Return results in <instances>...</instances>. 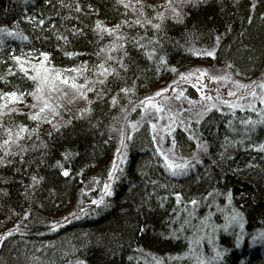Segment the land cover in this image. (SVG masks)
Listing matches in <instances>:
<instances>
[{"label":"trees","instance_id":"16d2710c","mask_svg":"<svg viewBox=\"0 0 264 264\" xmlns=\"http://www.w3.org/2000/svg\"><path fill=\"white\" fill-rule=\"evenodd\" d=\"M144 2L156 5L163 0ZM88 3L99 10V16L90 12ZM251 3L252 0H210L207 5L186 8L189 15L183 24L168 19L159 33L151 28L145 31L139 25L131 29L125 26L121 32L129 42H123L107 34L101 39L94 31L97 19L107 27L125 19H135L131 10L118 5L116 0L82 3L83 11L89 15L79 19H74L75 14L66 9L57 16L56 10L44 0H0V27H8L28 37H3L0 44V77H3L0 90L12 91L19 87L30 92L35 86L11 59L12 55H20L35 64L39 63V53L47 51L50 53L49 68L63 71L87 66L88 70L77 78L81 84L85 77L96 79L95 66L106 60L101 49L113 43H125L132 58L131 61L125 59L131 69L126 80L109 77L106 86L112 92L102 101L95 102L90 114L83 119L76 118L78 110L85 106L84 102L68 105L67 99L61 101L65 108L60 109V115L53 123L64 125L65 121L71 120V124L60 127L57 132L52 124L40 122L39 139L34 135L31 140L22 142L29 149L22 153L24 162H20V155L10 156L8 159L12 164L0 168V235L13 231V235L0 246V264H75L77 260L86 264H156L158 259L164 264H197L198 255L202 254L205 259L215 255L214 245L227 251L222 261L213 264H264V238L260 236L264 233V152L258 151L259 144L264 143V125H257L249 139L245 133L249 126L239 122L241 119H260L264 106L258 102L254 103L256 111L250 107L237 108L235 115L228 107H220L200 123L195 122L192 113L184 112L180 119H184L185 124L189 123L186 118L192 119L188 131L180 126L172 133L177 141V157L191 159L196 152V140H190V136L207 140L210 145L209 154L201 156L203 163L197 164L185 176H172L163 168L161 159L154 155L156 143L152 141L151 124L155 122L152 117L148 116V120L139 126L150 123V139L137 138L142 129L138 127L133 133L122 118V106L130 108L129 99L138 103L150 94L152 87L172 83L181 72L197 68L224 70L225 64L230 63L233 74L239 73V78L244 81L264 78V0H258L255 10L251 9ZM41 12L45 17L51 16L57 29L69 36L68 43L58 41L54 32L47 31V24L42 31L26 22L25 16ZM153 15L155 13L149 10V18ZM17 21H20L18 27ZM75 28H82L84 35L71 36L70 31ZM217 36L221 37L219 46H216ZM133 37H144L141 43L145 44L149 39H158L156 51L167 59V65L160 66L156 59L149 60L142 50L130 43ZM151 47L149 45V49ZM213 47L216 48L215 59L194 55L189 50H211ZM66 52L79 55L68 56ZM112 55L122 56L123 51H113ZM109 64L115 66L113 62ZM26 67L30 75L34 74L30 65ZM171 68H176L177 72L170 71ZM9 69L13 75H9ZM133 84L134 93L129 96L121 94L113 108L111 96L119 91V87H132ZM180 87L186 89L185 95L189 99H201L199 94L190 93V83L182 81ZM65 91L69 92L70 99L71 90L66 88ZM51 95L53 103H57L59 93ZM88 95L89 99L96 100L94 94ZM33 103V98L26 96L24 103L16 105L19 112L3 117L4 122L8 126L25 124L36 128L37 122L23 115L34 111L29 107ZM171 103L169 106L173 111L180 109L181 105L183 108L188 105L186 101ZM198 108L199 105L195 109ZM140 109L129 111L130 122L140 121ZM229 121L237 131H232ZM120 129L132 136L127 141V164L121 165L124 174L113 185L114 195L105 197L108 206H97L91 201L99 199L104 192L103 182L120 147ZM172 136L165 138L163 148L171 146ZM225 136L229 137L227 142ZM41 141L47 144V149L37 147L33 150L32 145L39 146ZM225 144L226 147H222ZM12 151L19 152V149L13 146ZM66 152L78 155L65 162L63 156ZM57 161L71 169L70 178L62 176L56 167ZM81 170L83 175H76ZM37 174L45 179L35 192L29 189L32 199L27 200L26 187L32 183L31 176ZM93 178L100 183L93 182ZM4 179L9 183H4ZM152 180L157 183L152 184ZM176 192L182 193L179 203ZM209 192H213V196H208ZM229 192L232 194L231 204L227 196ZM193 198L201 203L194 207L188 202ZM233 209L243 214V230L233 224L227 231L222 227H216L214 231V226L227 222L226 217L233 214ZM25 210L31 211L27 219H24ZM71 213H76L79 219L69 216ZM63 215L67 216V221L62 219ZM55 222H60L63 227L51 231ZM17 226L18 232L15 230ZM142 226L147 227L146 233L137 231ZM241 231L243 237L237 247L236 240ZM198 236L203 239L198 245L193 244Z\"/></svg>","mask_w":264,"mask_h":264},{"label":"snow or ice","instance_id":"6c2138e0","mask_svg":"<svg viewBox=\"0 0 264 264\" xmlns=\"http://www.w3.org/2000/svg\"><path fill=\"white\" fill-rule=\"evenodd\" d=\"M45 4L51 7L53 10H56V15L59 16L61 10H68L71 13H74V19H79L80 16L87 17L89 15L88 12H84L82 8V3H87L88 0H70L69 3H65L64 0H44ZM210 0H163V3L156 5H149L144 2V0H116L118 5L123 6L126 10L130 9L132 14L135 16V19L129 21L127 19L121 21L120 23L115 24L113 27H107L103 24V22L99 19L96 20L94 31L100 35L101 39L104 34L109 36H115L116 41L129 42L128 37L123 35L121 29L127 26L129 29L139 25L144 28L145 31H148L149 28L154 29L157 33L163 30V25L168 19L175 21L178 24H183L185 19L188 17L189 12L185 11L186 8H196L201 5H207ZM258 0H252L251 9L255 10L257 7ZM88 8L90 12L96 16H99V10L94 8L91 3H88ZM149 10L154 12L155 15L149 18ZM68 17H65L67 19ZM25 20L27 23L31 24L33 28H39L42 31L45 30V25H48L47 31L54 32L56 34V39L58 41L62 40L65 43L69 42V36L64 35L57 29L56 25L52 23V17L47 16L43 12L34 15L25 16ZM154 21H156L154 23ZM252 20L249 18V23ZM20 21H17V27L19 26ZM68 31V30H66ZM71 36H82L84 35V30L82 28H75L70 31ZM16 37L22 39H28L27 36H23L22 33L12 30L8 27H0V44L3 43V37ZM190 36H194V34H190ZM144 37H133L130 43L140 50L143 51V54L149 59H156L159 62L160 66L167 65V59L164 56L158 55L156 51V47L159 46L158 39H149L147 44L141 43L144 40ZM221 37H216V46H219ZM149 45L152 47L149 49ZM123 51V55L119 57H114L112 55L113 51ZM193 52L194 55L197 56H205L210 57L212 59L216 58V48L213 47L211 50L209 49H189ZM101 52H104L106 55V60L103 63L96 65V79L88 80L85 77V81L83 84L77 82V78L83 75L86 72L87 66H81L78 68H70L65 69L63 71L56 70L54 68H49L47 65L50 63V53L47 51H43L39 53L37 59L39 63H32L31 60L24 59L20 55H12L11 59L16 62V65L19 67L20 71L24 73V75L31 81L34 82V88L29 91L21 90L19 87L16 90L12 91H3L0 90V150L3 151V155L0 156V168L10 166L12 164V160L8 159V157H15L20 155V162H24V157L22 153H26L29 151L27 147L23 145V141L31 140L32 136H36L39 139L38 135V126L40 122L52 124V127L58 132L60 131V127L71 124V120H67L64 122V125H57L53 123V120L60 115V109L65 108V104L61 101L67 99L68 105H71L77 101H83L85 106L78 110V116L76 118L83 119L86 114H90L93 111L92 105L97 101H102L104 96L110 94L112 89L107 88V82L109 77H112L117 81H125L127 73L131 70L129 65L125 63V59L131 61V56L129 55L128 50L125 48V43H113L111 46L101 49ZM65 55L74 56L79 55V53H71L66 52ZM39 57H43L42 60ZM109 62H113L115 66L109 64ZM6 63V61H5ZM26 65H30L34 74H29V68ZM107 65V66H106ZM170 71L177 72L176 68H171ZM124 73V75H121ZM11 69H9V75H13ZM239 73H236L238 75ZM195 78V83H193V79ZM3 79V77H0ZM205 79H207L210 83H214L216 85H228L231 83L235 90H229L227 92L228 96L236 97L237 93L240 92L241 95L237 100L231 101L227 99H222L220 96V88L215 87L216 95L212 96L208 94L207 89L209 85L205 83ZM190 83L193 88L200 94V100L189 99L187 95H185L186 89L180 87L181 82ZM8 83V81H5ZM99 86V90H98ZM71 90V98L69 99V92L65 91V89ZM256 88L264 89V81L260 82H252L251 84L241 83L238 79L233 78V65L230 63L225 64L224 70H210L208 68H197L194 70H189L187 72L179 73V78L172 81L167 87L160 89L155 92L153 95L145 96L143 99L139 100V102H135L129 99L128 106H122L123 120L126 122V125L131 128V131L134 133L138 130L140 125V121L130 122L128 120L129 111H136L137 108H142L144 112L149 113V109L153 110L156 115V118L159 120H163L164 116L160 115L161 113H168V122L164 126H159L157 123L151 124L152 131V141L156 143V147L154 149V155L158 156L163 164V168L170 173L172 176H185L189 173L190 170L194 169L197 164L203 163L201 159L202 155L209 154V142L207 140H201L195 136H190V140H196V152L192 154L191 159H187L184 157H177L176 148L177 141L175 136H172V133L176 131L177 127L183 126L184 131H188L190 127V122L192 117L195 118L196 123H200L201 120L204 119L209 113L213 112V110H220V105H226L229 109L233 110V115H235V109L240 108L244 109L245 107L252 108L253 111H256L254 104L244 105L239 103V100H243L246 98V95L256 97L257 92ZM135 85L132 87H119V91L115 92L111 96L110 104L113 108H115L118 104V97L123 94L124 96H129L130 93H134ZM171 92V95H167V93ZM52 93H59L56 97L57 103H53ZM89 93L94 94L96 100L89 99ZM31 96L35 103L29 105L31 109L34 111L23 113L30 121L37 122L36 128H29L25 124H16L14 126H8L3 117L11 116L12 114L18 113L19 109L16 107L18 104H22L25 102L26 96ZM158 97H163V101L157 100ZM261 102L264 103V95L260 97ZM172 101H186L190 106L188 108H183L181 105L180 109L173 111L172 107L169 105ZM199 105V108L193 112V108ZM184 112L192 113V117H188L186 119L189 120L188 124H185L184 119H180ZM49 115H51V119H49ZM240 124L249 126L245 129V133L248 135L249 139H251V133L255 131L257 125H264V111L261 112V118L258 120L241 119ZM229 127L232 131H237L233 126L232 121H229ZM114 131L116 129H113ZM120 139L119 144L120 147L116 151V159H114L111 163L110 170L107 174V179L103 182L104 192L100 196L99 199L92 200L91 203L97 206L103 205L105 207L108 204L105 201V197H111L114 195L113 185L119 179V176L124 174V168L121 165L127 164V149L128 143L132 139V136L127 135L124 129H120ZM159 132H164L165 136H159ZM51 135V132L48 133ZM167 136H172L170 141L171 146L167 149L162 147V142L165 140ZM229 140L228 136H225V141ZM13 146L19 149V152H13ZM37 147L47 149V144L41 141L40 145L37 146L35 144L32 145V149L35 150ZM222 147H226L222 145ZM259 152H264V143L259 144L258 147ZM73 155L66 152L63 156V160L65 162H69ZM119 161V163H117ZM56 167L61 170V174L63 177H71L72 172L70 168L65 166V163L61 161H57ZM251 167V165H249ZM17 172L20 171L19 168L16 169ZM76 175H83V171L76 173ZM44 176L39 174L31 176V185L26 187L25 190V199L31 200L32 196L29 195V189L32 192H35L39 186L44 181ZM4 183H9L8 179H4ZM93 182L100 183L95 178H93ZM152 184H156L157 181H150ZM162 188L168 187L167 185H160ZM208 196H213V192H209ZM176 201L179 203L182 200V193L176 192ZM228 201L231 204L232 202V194L227 193ZM163 200L164 198H160ZM194 207L201 203V200L198 199H190L188 201ZM163 207V204L160 205ZM82 212L86 211L81 208ZM19 215V213H17ZM31 215L30 210L24 211V219ZM76 219H79V216L76 213H71ZM67 221V217L64 218ZM243 214L233 209V214L230 217H226V223L224 225L214 226V231L216 227H222L224 231H227L233 224H238L240 229L243 230ZM70 222V221H69ZM63 227L60 222H55L51 225V231H57L59 228ZM17 232L19 231V226L15 229ZM139 233H146L148 231L146 226L139 227L137 229ZM13 235V231L9 230L5 235H0V246L3 245V242L10 236ZM172 235L175 236V231L172 232ZM261 238H264V233L260 234ZM243 237V232L241 231V235L237 237L236 246H240V242ZM203 237H196L192 242L193 244H199ZM255 240L256 238L253 237ZM227 250L223 251L214 245L215 255L210 259H205L203 255H198L196 257L197 264H213L214 261H222ZM131 259V257H129ZM178 259V257H177ZM75 264H86L83 260L75 261ZM156 264H164L162 259L156 260Z\"/></svg>","mask_w":264,"mask_h":264},{"label":"rangeland","instance_id":"374dc122","mask_svg":"<svg viewBox=\"0 0 264 264\" xmlns=\"http://www.w3.org/2000/svg\"><path fill=\"white\" fill-rule=\"evenodd\" d=\"M233 78H234V79H238L241 83H244V84H251V83L254 82V81H255V82L264 81V78H259V77H256V78H254V79H252V80H246V81H244V80L240 79L239 76L236 75V73L233 74ZM195 82H196V81H195V78H194V79H193V83H195ZM204 82L207 83V84L209 85V88L207 89L209 95H212V96H215V95H216V92H215V90H214L215 87H219V88H220V96H221L222 99H227V100L235 101V100H237L238 97L241 95L240 92L237 93V96H236V97H231V96H228V95H227V92H228L229 90H235L234 86H233L231 83H229L228 85L225 86V85H223V84H221V85H216V84H214V83H210L207 79H205ZM169 84H171V83H170V82H169V83L167 82V83H165V84H163V85H161V86H155V87H152V90H151L150 94L148 93L146 96H148V95H153L155 92L159 91V90L162 89V88L167 87ZM190 85H191V84H190ZM256 92H257L256 97L248 96V95H246V93H245L246 98L243 99V100H239V103L244 104V105H248V104H254V103H258V102H260V104H261L262 106H264V103H262V102H261V99H260L261 95H264V89L256 88ZM190 93L199 94V93L196 91V89L192 87V85H191V88H190ZM171 94H172L171 92L167 93V95H171ZM198 97H200V94H199ZM200 98H201V97H200ZM157 100H159V101H163V97H158ZM170 105H172V103H171ZM188 107H190V106H189V105H184V108H188ZM220 107H227V106L220 105ZM137 109H138V108H137ZM193 110H196V109L193 108ZM139 112H141V114H142L141 119H140V121H141V122H140V125L142 124V122L148 120V119H147L148 116L152 117L153 122L157 123V124H158L159 126H161V127L164 126V125L168 122V113H167V112H164V113H161V114H160V115H163V116H164V119H163V120H159V119H157V118H156V115H157V114H155V113L153 112V110H151V109H149V113H147V114L144 112V110H143L142 108L140 109ZM147 122H148V121H147ZM140 125H139V126H140ZM139 128H141L142 130H141L140 134H137V138H141V137H142L143 139H150V131H149L150 123L148 122L147 124H143L142 127H139ZM158 134H159V136H163V135H165L164 132H159ZM137 138H136V139H137ZM113 159H116V156H115V158H113ZM118 163H119V162H118ZM70 215H71V214H69V216H70ZM66 217H67V216H66ZM64 218H65V215L62 216V219H64Z\"/></svg>","mask_w":264,"mask_h":264}]
</instances>
